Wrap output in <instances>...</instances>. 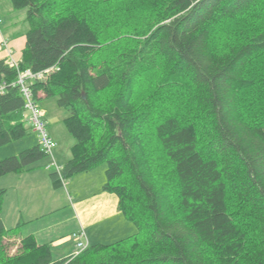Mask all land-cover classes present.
I'll list each match as a JSON object with an SVG mask.
<instances>
[{
	"label": "trees",
	"instance_id": "trees-1",
	"mask_svg": "<svg viewBox=\"0 0 264 264\" xmlns=\"http://www.w3.org/2000/svg\"><path fill=\"white\" fill-rule=\"evenodd\" d=\"M9 2L28 28L16 66L0 59V147L28 133L19 73L49 70L33 98L75 140L52 187L104 165L135 230L57 261L30 235L10 254L0 188V264H264V0ZM46 157L0 158V177Z\"/></svg>",
	"mask_w": 264,
	"mask_h": 264
},
{
	"label": "crops",
	"instance_id": "crops-1",
	"mask_svg": "<svg viewBox=\"0 0 264 264\" xmlns=\"http://www.w3.org/2000/svg\"><path fill=\"white\" fill-rule=\"evenodd\" d=\"M1 44L7 49L1 59L18 63L21 41L13 53L8 48L12 43L4 41L0 26ZM54 160L59 168L67 161L59 162L55 154ZM48 165L50 162L0 177V188L6 189L3 225L10 229L20 224L11 241L18 243L25 236H33L37 244L48 245L52 260L57 261L74 253L77 239L73 235L79 232L84 233L88 245L110 244L133 233L134 227L117 209L116 197L102 190L103 168L74 175L54 189L49 180L54 168H47Z\"/></svg>",
	"mask_w": 264,
	"mask_h": 264
},
{
	"label": "rangeland",
	"instance_id": "rangeland-1",
	"mask_svg": "<svg viewBox=\"0 0 264 264\" xmlns=\"http://www.w3.org/2000/svg\"><path fill=\"white\" fill-rule=\"evenodd\" d=\"M26 12L24 9L15 10L12 8L9 0L0 1V19L2 22L0 23L2 36L4 41L11 42L12 44L8 46V48L14 53L17 50L16 44L21 41V53L23 49L24 37L27 31V23L25 21ZM7 52L6 47L1 44L0 45V59L1 55H4ZM17 63L14 62V66ZM27 71V70H25ZM22 71V72H25ZM37 106L40 111V120L44 123L45 131L49 134L52 140L55 142V147L53 148V154L57 155V159L62 162L70 159L71 157V147L74 145L75 140L69 135L63 125V118H65L68 113L65 109H62L57 106L56 100L54 97H43L42 99L36 100ZM26 127L28 128L27 135L17 141H14L11 144L0 147V158H4L10 156L12 154L19 153L20 151L31 148L33 145L38 143L39 140V132L34 131L28 123H26ZM50 162V158L46 157L41 162L36 165L44 164ZM104 170V165H99L94 169H102ZM135 230V229H134ZM134 232V231H133ZM118 238L117 240H119ZM116 241V240H114ZM113 241V242H114ZM110 243V242H109ZM13 241V245L10 246L9 252L13 254L16 252L14 245H16ZM87 246V245H86Z\"/></svg>",
	"mask_w": 264,
	"mask_h": 264
},
{
	"label": "built area",
	"instance_id": "built-area-1",
	"mask_svg": "<svg viewBox=\"0 0 264 264\" xmlns=\"http://www.w3.org/2000/svg\"><path fill=\"white\" fill-rule=\"evenodd\" d=\"M49 70H45L44 72L32 73L29 70L25 72H21L18 75L16 84L20 87V90L25 98V108L30 113L29 121L34 128L35 131L39 132V144L41 146V150L49 155L52 156V150L55 146L53 140L46 134L44 131V124L40 120V111L32 99V92L28 86V81L33 79H41L45 73ZM83 233L79 234V237H82ZM86 245L82 242L77 243V248L79 251L84 249Z\"/></svg>",
	"mask_w": 264,
	"mask_h": 264
}]
</instances>
